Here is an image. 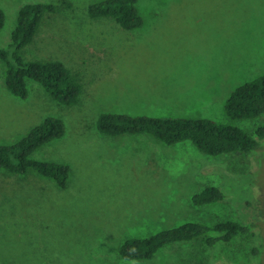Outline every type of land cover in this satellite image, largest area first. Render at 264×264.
I'll list each match as a JSON object with an SVG mask.
<instances>
[{"label":"rangeland","instance_id":"374dc122","mask_svg":"<svg viewBox=\"0 0 264 264\" xmlns=\"http://www.w3.org/2000/svg\"><path fill=\"white\" fill-rule=\"evenodd\" d=\"M99 1L67 0L47 13L23 52L60 59L77 73L84 86L77 105L59 103L34 80L26 99L15 96L0 60V144L61 117L64 136L32 156L71 168L66 187L35 170L0 168V264H264V138L250 153L214 156L190 140L170 145L97 127L101 113L119 112L207 117L256 136L264 114L233 120L226 102L264 73V0H139L144 23L135 29L92 18L88 7ZM38 2L61 0H0V46L10 43L20 8ZM208 185L225 199L195 205L193 195ZM192 220L250 223L253 233L214 246L179 242L147 260L120 256L127 238Z\"/></svg>","mask_w":264,"mask_h":264},{"label":"trees","instance_id":"16d2710c","mask_svg":"<svg viewBox=\"0 0 264 264\" xmlns=\"http://www.w3.org/2000/svg\"><path fill=\"white\" fill-rule=\"evenodd\" d=\"M139 0H101L88 7L92 18L111 17L126 29L143 25L137 3ZM67 0L60 3H28L19 10L17 24L7 46H0V60L5 63V85L22 99L29 95L28 82L34 80L59 103L77 105L84 92L83 83L65 62L56 58L28 59L24 49L34 41L47 13L62 9ZM69 3V2H68ZM6 23L5 11L0 8V34ZM226 112L233 119L255 118L264 114V73L238 86L226 102ZM98 129L106 135L151 134L166 144L190 140L201 151L210 155L250 153L260 146L264 138V126L254 136L233 122L202 117H174L131 115L129 113L103 112L97 121ZM66 133V123L58 116H48L34 126L23 138L11 144H0V168L11 173L25 175L35 170L66 187L71 168L57 161L36 159L32 154L43 145L61 138ZM223 189L208 185L193 195L195 205L202 206L224 200ZM253 233L250 223L221 220L214 223L187 221L161 229L148 236L127 238L120 246V256L125 260L152 259L167 246L192 240H200L207 246L219 242L229 243L238 235ZM196 264H215L200 260Z\"/></svg>","mask_w":264,"mask_h":264}]
</instances>
